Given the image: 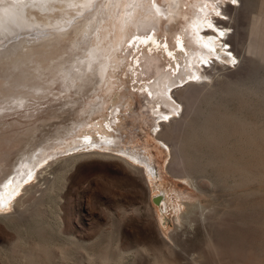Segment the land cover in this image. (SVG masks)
I'll return each mask as SVG.
<instances>
[{
    "label": "rangeland",
    "instance_id": "obj_1",
    "mask_svg": "<svg viewBox=\"0 0 264 264\" xmlns=\"http://www.w3.org/2000/svg\"><path fill=\"white\" fill-rule=\"evenodd\" d=\"M157 1L165 15L154 33L161 34L169 23L166 14L170 0ZM184 2L187 5L184 12L189 15L174 24V29L188 27L196 20L195 14L202 12L198 24L201 35L197 36L201 40L205 36L208 43L203 40L201 48L197 46L201 50L198 59L202 63L200 67L197 63L189 65L188 74H194L196 69L199 77L183 76L182 81L172 86L166 95L169 102L162 105L167 106V110L150 105V98L141 84L136 83L140 90L134 92L125 87L131 84L128 80L135 74L136 67L131 66V60L122 62L119 69L114 70L111 86L98 92L88 89L83 95L77 94L76 88L68 86L61 77L52 81L53 76L47 71L48 87L37 94L39 97L27 96L19 105H14L13 100L0 98V105L3 104L0 110V159L4 160L0 181L9 180L15 173L13 168L19 156L32 152L33 147H46L45 154L58 151L60 159H54L56 161L52 166L44 164L36 169L27 183H32L30 190L33 189L38 196L41 188L47 185L45 181L53 177L50 173L53 167H61L64 157L84 154L59 180L58 192L46 197L53 217L47 223L53 222V225L44 223L46 226L43 227L47 228L43 229L45 236L42 237H47V241L55 242L57 246H70L68 249L72 253L74 250L81 251L78 254L84 256L85 261L102 249H108L112 255L121 249L128 253L126 255L125 252L119 264H155L154 257L159 255L160 250H164L167 260L172 261L170 259L173 258L180 264H200L201 258L203 264H264V91L256 83L264 78V0H238L237 3L232 0H208L206 11L196 7L199 0ZM256 19H259L258 23ZM255 32H258L260 46L252 51L250 45H253ZM63 44L65 54L70 50V39ZM138 45L140 48L142 44ZM134 49L140 56L141 50ZM118 55L120 58L125 56L123 52ZM228 57L233 59L228 60ZM203 72L205 76L201 77ZM138 76L141 79L146 75L140 73ZM239 84L247 88L244 94H240L241 91L229 92ZM120 91L125 97L118 100L116 95ZM210 94L217 97L210 104L204 103L203 97ZM98 96L103 98L104 104L91 113L92 106L100 102ZM187 97L196 102L192 105ZM116 101L120 102L121 108L112 112L111 106ZM175 106H178L177 111ZM201 109L205 111V116L200 119L202 122L206 121L205 117L217 121L212 122L214 142L199 145L197 153L202 160L201 170L189 177L185 173L188 160L182 157L185 156L183 142L175 137L168 145L158 136L163 128H158L157 133L153 129L156 120L167 115L159 122L170 129L176 128L175 135L179 136L182 124L194 120ZM161 110L162 116L158 114ZM110 115L112 128H106L104 124ZM84 120L86 124L79 127L77 124ZM218 121H222L221 124ZM244 122L251 124L252 128H243ZM73 125V132L67 133ZM97 129L114 137L109 148L101 140L93 144L94 140L79 145L75 151L67 150L80 135L86 134V130L94 135ZM57 136L61 140L55 139ZM195 150L196 146L192 152ZM94 151L116 152L117 155L113 156L116 159L94 155ZM134 152L140 153L144 159L148 158L145 153L152 157L155 174L146 171V180L125 162L128 160L148 169L147 161L142 163L131 157ZM174 154L176 161L171 163ZM33 190L26 194L28 204L33 200L28 197L34 193ZM164 191L169 197L166 205L162 198ZM158 196L161 198L159 203L155 201ZM194 204L199 205L198 209L194 208ZM192 209L196 210L186 221L185 213ZM57 211H62L60 215L70 235H61ZM3 225L0 227V243L5 241L6 244L9 240L10 243L17 238L16 231ZM43 232L33 233L34 236L30 231L22 232V243L26 242V246L41 239ZM68 236H75L82 244L69 245L70 242L74 244ZM149 250L151 256L146 255ZM168 250H172L174 255ZM199 254L203 256L199 258ZM192 258L200 261H193ZM2 262L0 264H6ZM75 262L72 259L70 264H77Z\"/></svg>",
    "mask_w": 264,
    "mask_h": 264
},
{
    "label": "bare ground",
    "instance_id": "obj_2",
    "mask_svg": "<svg viewBox=\"0 0 264 264\" xmlns=\"http://www.w3.org/2000/svg\"><path fill=\"white\" fill-rule=\"evenodd\" d=\"M196 7L203 11L205 9L207 10L209 7L208 0H199ZM168 8L169 11L166 14V18L169 23L161 34H156L154 30L157 29L158 24L165 15L164 11L160 9L157 0H0V98H5L4 101L13 100L14 105H19L27 96L36 95L35 97H39L37 94L43 92L48 87V84H46L47 71L53 76L52 81L55 82L61 77L68 86L76 88L77 94L83 95L88 89L92 92H98L103 89V87L108 88L111 86L114 80V70L119 69L118 67L122 62L131 60V66L133 67V65H135L136 67L135 74L128 80L131 84L125 87L132 89L134 92L135 90H140V86L136 83L141 84L142 89H144L145 93L150 98V105H158L159 110L160 108L167 110L168 107L162 105L164 102H169V98L166 95L172 86L182 81L183 76L193 75L194 78L199 77V72H197L196 69L194 70V68V74H188V70H190L189 65L194 66L197 63L200 67L202 63L199 62L198 59L201 56V50H198L197 46L199 45L201 48V41L203 40L204 43H208L205 36L203 40L199 37L201 34L199 35L200 29L198 24H200L199 21H201L200 17H202V12L195 14L197 15L195 18L196 20L188 25L190 31L186 26L181 29H174L173 27L174 24L188 17V12H184V10H187L186 2H184V0H170ZM258 22L259 19H256V23ZM195 27H197L196 30ZM195 31L197 34H195ZM67 39H70V50L64 54V47L62 45H64L63 43ZM136 42L137 47L135 46ZM252 43L253 45H250V49L252 51L257 50L260 46L258 32L253 34ZM138 44H142L140 48ZM134 48L141 50L140 56L136 55V49ZM119 52L124 53V58L119 57ZM229 58L230 57H228V60ZM230 59L232 60L233 57ZM200 69L201 68H199V70ZM140 73L146 76L140 79L138 76ZM202 76H205L204 72L201 77ZM256 83L258 88L264 91V78L258 80ZM244 89L247 88H243V85L239 84L230 89L232 91L229 90V92L241 91V94L244 92ZM164 92L166 93L164 94ZM42 95H44V93L40 96ZM116 97L120 100L125 97V94L123 91H120L117 93ZM214 97L215 94L205 95L203 97L204 103L210 104L214 100ZM98 98L100 102L92 106L90 110L91 113L99 110L104 104L103 98L101 96H98ZM188 100H190L192 105L196 102L192 101L193 98H188ZM158 101H161V104H158ZM1 106L3 108V104L0 105V110ZM119 108H121V104L116 101L111 106V111L113 112L115 109ZM174 110L177 111L178 106H175ZM197 112L194 120L182 124L179 136L175 135L176 128L170 129L163 122L160 123L161 118H167V115L162 116V110L158 112V114L162 113V117L156 120L155 129H153L154 133H157L158 128H163L158 132V136L168 145L175 137L180 138V141L183 142V149H181L185 152V156L182 157H186V160H188L186 162L189 164L185 162V165H188L185 173L189 175V177L201 170L202 160L197 153L199 145L201 146L202 142H214L212 122L213 120L215 121V119L210 117L208 119L205 117L204 120L206 121L203 120L204 122H202L201 117L204 115L205 111L201 109ZM112 114L113 113H111V115ZM111 115L106 118L104 124L106 128H112V124L110 123ZM216 122L217 121H215V123ZM221 122H219V124H221ZM84 124H86L85 120L79 122L77 125L82 127ZM224 124H228V122ZM74 125L73 127L71 126L72 128H68L67 133L70 131V133L73 132ZM242 126L246 129L248 127L250 129L252 128L251 124L245 122L242 123ZM100 131L102 130L97 129L94 132L95 134L92 135L91 132L86 130V134L80 135L76 141L73 142L74 145L67 150L75 151V149H78L79 145L82 146L83 143L86 145V143L94 140L95 143L93 142V144H98V141L101 140V142L103 141L109 148L110 141H113L112 139L114 137L106 132L100 133ZM55 139L61 140L60 136L55 137ZM195 146L196 150L193 153L192 149L195 148ZM182 150H180V152ZM46 151L47 148L44 146H35L32 152L23 153L19 156L13 168L15 173L10 176L9 180L3 179L0 181V222L13 228L17 234V238L13 239L10 243V237L7 238L9 241L6 242V244L4 243L5 241L0 243V261L6 264H70L72 259H74L77 264H116L122 261L126 252L123 248L122 250L124 252L119 249L117 253L113 255L110 254L108 249H102L98 254L94 253L96 255L91 253L92 256H88L87 261H85V257L78 254L81 253V251L74 250L75 252L72 253L68 249L70 246H57L55 242L52 244L47 241V237H42L43 235L45 236L43 229L46 230L47 228L43 227L46 226L44 223L46 222V224H48L47 222L50 220V217L53 218L50 212L51 204L46 197L50 193L54 194L58 192L59 180L67 174L68 168L72 166V164L74 165L75 161L79 159L80 156L84 155L79 153L72 157H64L62 160L63 164L62 166L60 165L61 167H53V171H51L52 169L50 170V173H53V177L45 181V183H47L46 187L44 189L41 188L42 192L37 196L33 189L30 190L32 183L27 184L34 176L35 170L42 168L44 164L52 166L54 161L60 159L57 157L59 154L58 151V153L45 154ZM138 152L131 154V157L140 160L142 163L143 161H147L148 169L141 168L138 165L136 166V164L128 160L125 162L130 168L136 171L140 177L145 179L144 173L146 171L151 175L155 174L152 157L145 153L148 158L144 159ZM93 153L94 155L100 154L105 157H110V159H116L113 156L117 155L116 152L114 153L112 151H94ZM175 161L176 155L174 154L171 163ZM3 164L4 160L0 159V175L3 172ZM39 172L42 174L43 170ZM25 184L27 185L25 186ZM32 190L34 193H30L28 197L33 200L32 202L29 201L28 204L27 201L29 199L25 200V197L27 196L26 194ZM19 193H21V195L17 196ZM162 198L164 199V205H166L169 200L166 191L162 194ZM160 200L161 198L158 196L155 201L159 203ZM198 206L199 205H195L194 208L197 207L198 209ZM202 207L204 206L202 205ZM195 210H189L187 213L183 212L187 214L185 217L186 221L189 220L190 216H192L190 214H193ZM57 212L58 214L56 215H58L61 221L59 224L61 235H70L71 233L64 224L65 221L60 215L62 211ZM50 224L53 225V222L48 225ZM2 225H0V227H2ZM192 225L193 224H191V226ZM180 227L182 228V226ZM24 231H30L32 235L33 233L39 234V232H43L41 235L42 238L37 240L34 237L36 241H32L31 244L28 243L29 245L24 246L26 242L23 244L21 239V233ZM39 236L37 238H39ZM70 239L74 244L72 245L70 242L69 245L71 246L82 244L80 239L75 238V236ZM27 240L29 241L28 238L26 241ZM66 241L68 242L69 240ZM166 243L168 245V242ZM127 253L128 252H126V255ZM149 253H151L150 250L146 255L151 256ZM163 253L164 250L163 252L160 250L157 256L154 253L156 256H153L155 258V264H180L177 262L178 260H173V258L170 259L172 261H169V259L167 260V256H164L165 254ZM170 253L174 255L172 250ZM199 255V258L203 256H201V254ZM185 259L186 258H184V260ZM196 259H193V261L201 260L203 264L202 258L200 260Z\"/></svg>",
    "mask_w": 264,
    "mask_h": 264
},
{
    "label": "snow or ice",
    "instance_id": "obj_3",
    "mask_svg": "<svg viewBox=\"0 0 264 264\" xmlns=\"http://www.w3.org/2000/svg\"><path fill=\"white\" fill-rule=\"evenodd\" d=\"M233 3H237L238 0H232ZM221 35H223V33H221Z\"/></svg>",
    "mask_w": 264,
    "mask_h": 264
}]
</instances>
